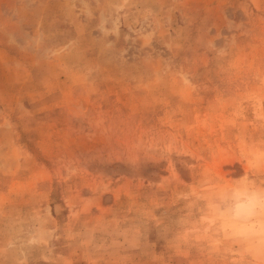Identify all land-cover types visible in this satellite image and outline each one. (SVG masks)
Returning a JSON list of instances; mask_svg holds the SVG:
<instances>
[{"label":"rangeland","instance_id":"obj_1","mask_svg":"<svg viewBox=\"0 0 264 264\" xmlns=\"http://www.w3.org/2000/svg\"><path fill=\"white\" fill-rule=\"evenodd\" d=\"M0 264H264V0H0Z\"/></svg>","mask_w":264,"mask_h":264}]
</instances>
